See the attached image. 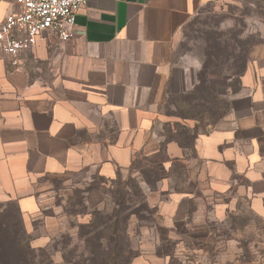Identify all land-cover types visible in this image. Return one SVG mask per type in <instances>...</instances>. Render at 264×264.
<instances>
[{"label": "crops", "instance_id": "crops-1", "mask_svg": "<svg viewBox=\"0 0 264 264\" xmlns=\"http://www.w3.org/2000/svg\"><path fill=\"white\" fill-rule=\"evenodd\" d=\"M235 1L86 0L71 40L44 32L16 65L0 51V214L10 208L34 222L39 180L86 167L113 179L142 157L164 170L178 159L193 188L202 190L207 180L204 191L213 195L232 189L264 215L263 23L254 19L257 40L239 64L238 91L230 92V77L217 81L231 109L198 134L194 165L153 131L162 103L198 84L202 65L184 57V30L206 7ZM15 11L14 0H0V24ZM178 120L190 129L196 124ZM193 196L191 189L170 193L162 217L172 219Z\"/></svg>", "mask_w": 264, "mask_h": 264}, {"label": "rangeland", "instance_id": "rangeland-1", "mask_svg": "<svg viewBox=\"0 0 264 264\" xmlns=\"http://www.w3.org/2000/svg\"><path fill=\"white\" fill-rule=\"evenodd\" d=\"M254 19L264 24V0H239L206 7L184 30V57L197 58L202 65L200 70L204 65L211 68L217 64L225 71L228 66L239 63L256 42ZM230 52H236L232 59H229ZM232 84L236 89L237 79ZM173 103L174 99L162 103L164 115L154 122V134L162 137L163 143L167 141V132L174 135L173 124L179 121ZM187 110L181 112L184 114ZM183 153L189 165L196 163L195 152ZM147 165L139 157L136 169L122 172L120 178L121 182L128 177L135 179L148 194V203L157 206V214L161 216L139 221L132 218L129 240L138 253L132 264H264V215L251 210L248 199H235L232 189L224 196L204 191L207 180H202V190L193 188L194 183L189 184L185 169L176 174L178 170L173 161L169 169L160 172V177H154L151 187L147 186L139 174L141 169L148 170ZM113 179H106L94 168L86 167L61 179L39 180L36 192L40 211L30 223L19 215L18 232L31 248L43 249L51 255L52 264H64L60 244L64 242L63 236L71 235V249L76 243L73 232L78 224L88 222V212L95 206L102 209L109 205V198L106 201L103 192L111 188ZM240 182L246 184L244 180ZM185 189L193 190V198L182 199L172 219L162 217L159 208L169 194ZM13 212L9 208L5 218L14 216Z\"/></svg>", "mask_w": 264, "mask_h": 264}, {"label": "trees", "instance_id": "trees-1", "mask_svg": "<svg viewBox=\"0 0 264 264\" xmlns=\"http://www.w3.org/2000/svg\"><path fill=\"white\" fill-rule=\"evenodd\" d=\"M234 53L236 52H230L229 59L235 57ZM242 60L231 67L228 66L225 71L216 66L217 64L211 68L205 65L202 67L198 73V84L194 89L177 95L173 103L177 118L182 121L193 120L196 124L190 129L179 122L174 123L175 133L173 135L172 132H167L166 143L175 142L183 151L194 152L193 143L199 131L206 132V127L213 126L231 109V103L224 97L222 85H218L217 81L230 77L231 82L227 86L231 93L237 92L240 88L239 64H242ZM213 77L215 81H211ZM235 79L238 84L236 89H233L232 83ZM187 108L189 110L183 114L181 111ZM136 159L129 171L136 169ZM144 160L148 164V170L141 169L139 174L143 182L151 187L156 180L154 177L158 178L160 172H164V166L160 161H148L145 158ZM173 162L175 170H178L176 174L180 175L185 165L178 159H174ZM150 175H154L153 178ZM120 178L121 173L117 172L116 178L110 180L111 188L103 192L104 199L107 201L106 197L109 198V205L102 209H96L95 206L94 210L88 212L90 216L88 222L76 226L73 232L76 243L71 249H69L72 244L71 235L67 233L66 238L63 236L64 242L60 244L64 264H132L138 257L129 240L128 227L132 218L139 221L152 220L154 215L159 218L161 216L157 214V206L148 203V194L135 179L128 177L125 182H121ZM8 214L6 212L0 214V264H52L51 255H47L43 249L31 248L26 244L20 231L18 232L19 214L14 211V216L11 214L10 219L5 218Z\"/></svg>", "mask_w": 264, "mask_h": 264}, {"label": "built area", "instance_id": "built-area-1", "mask_svg": "<svg viewBox=\"0 0 264 264\" xmlns=\"http://www.w3.org/2000/svg\"><path fill=\"white\" fill-rule=\"evenodd\" d=\"M16 11L0 24V51L12 65L19 55L48 32L66 42L72 39L75 19L86 0H14Z\"/></svg>", "mask_w": 264, "mask_h": 264}]
</instances>
